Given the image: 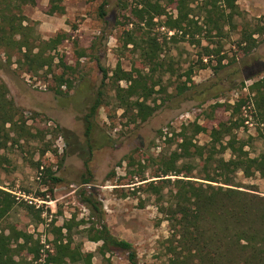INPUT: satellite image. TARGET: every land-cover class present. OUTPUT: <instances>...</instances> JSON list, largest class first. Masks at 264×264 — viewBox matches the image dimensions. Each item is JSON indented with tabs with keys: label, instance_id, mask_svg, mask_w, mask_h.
I'll return each mask as SVG.
<instances>
[{
	"label": "rangeland",
	"instance_id": "rangeland-1",
	"mask_svg": "<svg viewBox=\"0 0 264 264\" xmlns=\"http://www.w3.org/2000/svg\"><path fill=\"white\" fill-rule=\"evenodd\" d=\"M6 1L0 0V27L5 31L0 29V82L7 86L9 97L23 114L20 124L23 126L25 122L29 133L22 138L16 135L9 140L3 138L0 143V188L11 193L17 202L0 222V228L13 226L33 234L44 246L40 258L35 259L34 253L24 256L28 264H46L47 250L53 248L58 230L75 219L74 241L85 252L93 253L92 264H131L125 253L103 256L99 251L101 243L88 240L83 233L84 225L76 227L81 220L90 225V212L79 197L86 175L85 161L90 157L83 116L89 106L87 101L97 95L103 66L110 76L106 87L109 103L96 115L98 127L94 138L108 145L91 156L94 177L88 189L98 194L111 232L134 246L138 263L161 264L165 257L160 254L157 242L169 235L168 223L162 220L151 199L142 195L141 201L138 191L135 195L134 190L141 183L129 184L126 157L132 155L137 163H148L146 176L148 181L154 180L153 159L178 150L182 142L178 134L194 122L207 130L195 135L194 143H208V135L223 123L231 128L232 136L245 144L251 157L264 152V108L256 106L250 90L256 82L264 84V0H238L240 14L234 23L225 26L222 38L214 31L216 37L211 40L206 29L200 27L204 21L198 13L194 17L197 25H185L181 32L169 31L155 19L153 34L163 44L159 58L163 69L154 74L156 78L163 74L164 90L161 86L155 88L149 104L154 106L156 100V104L162 105L146 122L134 121L136 112L125 113L115 100L117 70L135 75L139 69L151 74L133 47L124 45V31L132 25H128L124 13L115 10L118 0H107L108 29L99 16L100 6L106 0H62L63 14L49 13L50 0H37L34 6H23L18 0ZM168 1L163 0L164 6ZM197 3L195 0L194 8ZM6 6H10V11ZM167 10L174 16L177 14L175 5ZM244 31L253 33L255 41L240 43ZM58 35L63 40L56 49L55 44H46ZM27 42L35 54L41 52L55 58V76L32 74L31 62L28 64L23 56L25 49L19 51V45ZM206 46L214 50L210 57L205 55ZM56 76L74 82L72 89H66L62 96L53 90L58 86ZM119 84L127 86L126 81ZM241 100L246 104L240 108ZM192 132L186 131L189 137ZM225 158H230V152ZM38 163L51 168L62 183L51 187ZM194 163L198 164L194 176L199 177L202 163ZM237 181L254 186L264 195V178L260 174L247 177L240 173ZM27 205L41 209V219L29 215ZM63 233L67 230L63 229Z\"/></svg>",
	"mask_w": 264,
	"mask_h": 264
},
{
	"label": "trees",
	"instance_id": "trees-1",
	"mask_svg": "<svg viewBox=\"0 0 264 264\" xmlns=\"http://www.w3.org/2000/svg\"><path fill=\"white\" fill-rule=\"evenodd\" d=\"M18 1L23 6H34L37 2ZM237 1L198 0L196 11L193 7L195 0H169L165 6L163 0H118L115 10L124 13V18L129 21L128 25H132V28L124 31V45L133 47L142 62L151 69V74L139 69L135 75L132 72L117 70V107L125 113L136 112L134 121L138 119L146 122L162 105L156 104V100L153 101L154 106L149 104L156 93L155 88L163 82V74L157 78L154 74L163 69V64L159 62L163 44L153 34V27L157 24L155 19H159L160 25L169 31L181 32L185 30V25L195 23L194 17L198 13L204 21L200 27L206 29L208 39L211 40L216 35L222 38L225 35V26H231L235 17L240 14ZM6 2L10 3L8 0ZM50 4V14L65 12L62 0H50ZM109 5L107 0L104 1L99 11L106 29L110 23ZM172 5H175L177 11L175 16L167 10ZM6 7L10 11V6ZM2 20L5 21L4 18ZM0 29L4 31V27ZM253 36V33L244 31L241 35L244 40L240 43L246 40L254 42ZM62 40L63 36L58 35L46 44H55L53 49H56ZM255 44L257 47V43ZM29 45L28 42L20 44L19 51L22 53L25 49L23 56L28 64L31 62L29 67L32 74L37 76L41 75L40 73H50L55 76V58L44 56L41 52L35 54L33 47ZM204 51L205 55L210 57L214 50L206 46ZM222 60L223 58L219 59L220 67ZM203 67L206 65L203 64ZM100 70L103 73L101 85L96 97L87 101L89 106L83 116L86 148L90 157L85 161L86 175L81 182L79 197L80 202L90 212V225L87 226V221L81 220L76 223V227L84 225L83 233L88 240L101 243L99 251L103 256L111 252L125 253L131 264H139L134 246L111 232L104 219L103 205L98 194L91 188L88 189L94 177L90 168L91 156L96 150L108 145L107 142H99L94 138L98 127L96 115L100 108L109 103L106 87L110 76L103 66H100ZM56 79L58 86L53 90L57 95H64L66 89L69 91L74 86L73 80L69 78L64 80L63 76H56ZM120 81H126L127 86H120ZM163 87L161 86L162 90ZM262 89L264 84L259 82L250 87L258 108H264ZM165 102L166 100H163V103ZM240 102V108L246 104V101ZM238 109L236 106V111ZM23 117L20 109L9 97L7 86L0 82V143L3 138L9 140L12 135L22 138L29 133L25 122L23 126L20 124ZM189 129L193 130L191 137L186 133ZM204 132L207 130L195 122L185 126L178 134L182 140L179 149L153 159L152 178L155 179L151 181H148L146 176L148 163H137L132 155L126 157V174L130 175L131 181L129 184L141 183L135 188V195L138 191L141 192L138 197L141 201L142 195L151 199L157 207V212L163 217L162 220L168 223L169 235L157 242L160 254L165 257L161 264H264V195L254 186L237 181L240 173L247 177L260 174L264 178V152L257 157H251L245 149V144L232 136L231 128L223 123L211 131L208 143H194L195 135ZM228 152L230 158L226 159ZM196 161L202 163L199 177L194 176L198 169V164L194 163ZM38 168H43L41 171L47 175L51 187L62 183V178L56 176L51 168H45L41 163H38ZM53 189L51 188V192ZM16 204L12 194L0 188V222L10 214ZM27 210L29 215L35 214L41 219V209L27 205ZM74 223L75 219H72L58 230L57 238L53 240V248L47 250L46 264H92L93 253L85 252L82 245L74 241ZM63 229L67 230L66 234ZM43 247L40 240H35L33 234L13 226L0 228V264H28L24 254L34 253L33 257L39 259Z\"/></svg>",
	"mask_w": 264,
	"mask_h": 264
}]
</instances>
